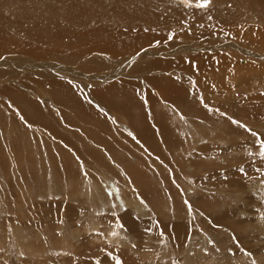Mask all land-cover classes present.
<instances>
[{"label": "rangeland", "instance_id": "1", "mask_svg": "<svg viewBox=\"0 0 264 264\" xmlns=\"http://www.w3.org/2000/svg\"><path fill=\"white\" fill-rule=\"evenodd\" d=\"M196 5L0 0V264H264V0Z\"/></svg>", "mask_w": 264, "mask_h": 264}, {"label": "bare ground", "instance_id": "2", "mask_svg": "<svg viewBox=\"0 0 264 264\" xmlns=\"http://www.w3.org/2000/svg\"><path fill=\"white\" fill-rule=\"evenodd\" d=\"M13 1H15V0H13ZM26 1V0H25ZM183 1V0H182ZM185 1V0H184ZM20 2V1H19ZM19 2H18V5H19ZM30 2V1H29ZM43 2V1H42ZM177 3V2H176ZM17 4V3H16ZM37 4V3H36ZM22 5V4H21ZM24 5V4H23ZM22 5V9H23V6ZM32 5V4H31ZM35 6V5H34ZM37 6H38V4H37ZM36 6V7H37ZM30 7V6H29ZM48 7H50V5L48 6ZM35 8V7H34ZM43 8V7H42ZM2 9V8H1ZM21 9V8H20ZM139 10V9H138ZM24 12V11H23ZM70 12V11H69ZM90 13V12H89ZM94 13V12H93ZM80 15V14H79ZM89 15V14H88ZM36 20V19H35ZM37 20H39V19H37ZM128 20V19H127ZM29 26V25H28ZM125 28V30H123V32L121 31V32H119L120 34L122 33L123 34V40H121V38H119L118 36V31L120 30V29H122V27L120 28V29H117V30H110V29H108L107 31L108 32H110V34H109V39H105V41L102 43V45H96V48L97 49H107V51L110 53V55L111 56H113V57H119L120 56V54L122 53V55L123 54H125V53H132L136 48H137V41H135V39H133V37L135 36V34L137 33V31H139L140 30V28L139 27H133V26H129V27H124ZM123 28V29H124ZM28 29V28H27ZM141 29H142V27H141ZM29 30V29H28ZM115 36V37H114ZM49 37H51V36H49ZM118 37V38H117ZM49 39V38H48ZM138 39V38H137ZM117 41V43H125V45H124V48H122L121 46L120 47H116V45H115V42ZM1 42V41H0ZM3 42V41H2ZM4 43V42H3ZM88 44H94L95 45V42L94 41H90V42H88V43H85V45L83 46V50L84 51H87V52H89L90 51V46L88 45ZM18 45V44H17ZM3 46V45H2ZM2 46H0V47H2ZM6 46V45H5ZM5 46H4V48H5ZM29 46V45H28ZM18 47H19V45H18ZM20 48V47H19ZM32 48V47H31ZM121 49H124V50H121ZM126 50V51H125ZM119 55V56H118ZM144 56V55H143ZM162 63V62H161ZM173 64V63H172ZM165 64H160V65H158V67H156L159 71L162 69V67L164 66ZM173 66V65H172ZM168 67V66H167ZM168 69V68H167ZM172 70V69H171ZM163 73H165L164 71H163ZM53 78V77H52ZM157 79V78H156ZM175 79V78H174ZM49 80H52V79H49ZM175 81V80H174ZM173 79H166V80H164L163 78H160L159 79V81H157V83L159 84V87H161L162 86V89L163 90H161V96L163 97V98H166V96H167V91L166 90H164V89H166V87H168L169 85H172L173 84ZM49 83H51V82H49ZM155 83V80L153 81V84ZM177 83V82H176ZM51 84H53V83H51ZM123 84V83H122ZM118 85V84H117ZM176 85V84H175ZM56 86V85H55ZM155 86V85H154ZM158 86V85H157ZM50 88V87H49ZM112 88L113 87H110V88H108V89H106V90H104V95L105 94H107V92L108 91H111L112 90ZM129 88V87H128ZM130 89V88H129ZM129 89H127V90H129ZM183 89V88H182ZM51 90H52V92L54 93V92H56L55 90H54V88H51ZM57 90V89H56ZM63 91V90H62ZM61 91V92H62ZM126 91V90H125ZM173 92V91H172ZM175 92V91H174ZM178 93V92H177ZM65 94H67V93H65ZM68 95V94H67ZM107 96V95H106ZM100 100V99H99ZM101 102V101H100ZM114 106V105H113ZM160 128V127H159ZM142 129H144V128H142ZM161 130V129H160ZM164 132V131H163ZM144 133H145V131H144ZM162 133V132H161ZM164 134V133H163ZM163 136V135H162ZM142 134H140V136H139V139L141 138L142 139ZM138 139V140H139ZM163 140V139H162ZM139 141H141V140H139ZM168 141V140H167ZM166 141V142H167ZM135 200V199H134Z\"/></svg>", "mask_w": 264, "mask_h": 264}, {"label": "snow or ice", "instance_id": "3", "mask_svg": "<svg viewBox=\"0 0 264 264\" xmlns=\"http://www.w3.org/2000/svg\"><path fill=\"white\" fill-rule=\"evenodd\" d=\"M185 2H186V0H185ZM209 3H210V0H197L196 6L200 7V8H204V7H207ZM168 38L172 39V35L170 34ZM232 122L236 123V124L240 123L239 121H235V120H233ZM240 126L245 127L244 125H240ZM260 155H261V157H264V146H262V151L260 152ZM118 264H119V262H118Z\"/></svg>", "mask_w": 264, "mask_h": 264}]
</instances>
